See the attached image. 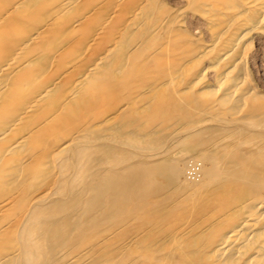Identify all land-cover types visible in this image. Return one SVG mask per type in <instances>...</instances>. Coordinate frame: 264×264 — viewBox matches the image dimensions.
<instances>
[{
    "label": "bare ground",
    "instance_id": "6f19581e",
    "mask_svg": "<svg viewBox=\"0 0 264 264\" xmlns=\"http://www.w3.org/2000/svg\"><path fill=\"white\" fill-rule=\"evenodd\" d=\"M81 1L0 0V264H264V95L247 68L264 0H186L207 41L166 16L128 41L152 0Z\"/></svg>",
    "mask_w": 264,
    "mask_h": 264
},
{
    "label": "rangeland",
    "instance_id": "374dc122",
    "mask_svg": "<svg viewBox=\"0 0 264 264\" xmlns=\"http://www.w3.org/2000/svg\"><path fill=\"white\" fill-rule=\"evenodd\" d=\"M91 0H82L81 1V3H80V7H81V9H80V11L79 12H81L82 10H83V14L87 11V7H88V5H89V2H90ZM128 1H130V0H128ZM182 1H184V2H182ZM126 1H123L122 3H124V5H120V6H118L117 8H115V10H116V14H115V19H117L118 17H120V14H122L123 13V11L124 10H126L127 8H129L130 6H129V2H126ZM178 2V3H177ZM161 3V4H160ZM155 4V5H154ZM165 6V7H164ZM167 6V7H166ZM187 6V7H186ZM84 7H86V8H84ZM189 10V11H191V12H189L186 8ZM192 6H189V5H187L186 4V0H152L151 1V4H150V7L147 9V11H146V14H144V16L146 17V19L148 20V22H144L142 25H141V27H140V30L139 29H136V30H133V31H129V32H127L129 35H127L126 37H127V39H128V41H133V40H144V39H147V37H148V28H149V23H153V22H156V21H159L160 19H161V17H165V18H177V20H179V21H181V23L180 24H178V27L180 28V29H177L176 27L177 26H175L174 27V29H175V33H176V36H177V38L180 40V41H185L187 38L186 37H188V36H200V38L201 39H203V40H209V35H208V33H207V30H206V25H205V22H204V20H203V13L205 12V10L204 9H202L201 7H192ZM172 8H173V10H172ZM155 9H156V11H155ZM164 10V12L166 13V15H165V13L163 12V10ZM167 9V10H166ZM171 9V10H170ZM174 9H176V11L174 10ZM193 9V10H192ZM109 9H103V10H101L98 14H106V13H109V12H107ZM183 12H182V11ZM198 10V11H197ZM155 11V12H154ZM161 11H162V13H161ZM167 11V12H166ZM171 11V12H170ZM185 11H186V13H185ZM173 12V13H172ZM167 13H170V15L169 14H167ZM175 13V14H174ZM179 13V14H178ZM192 13V14H191ZM148 14V15H147ZM199 14H200V16H199ZM94 15L95 14H92L91 15V17L92 18H88V19H86V18H84L83 19V40L84 39H86L88 36H90L91 34H92V32L94 31L93 29H94V26H96L95 25V17H94ZM164 15V16H163ZM169 15V16H168ZM195 15V16H194ZM201 15H202V17H201ZM179 17H181L180 19H179ZM114 19V18H113ZM113 19H112V24L113 25H115V23L114 22H116V20L115 21H113ZM119 19L120 18H118L117 20V22H116V25H117V23H119ZM189 19V20H188ZM187 21V22H186ZM189 22V23H188ZM202 23V24H201ZM181 24H183L184 25V27L181 25ZM191 24V25H190ZM180 25V26H179ZM193 25V26H192ZM204 25V26H203ZM189 26V27H188ZM196 26V27H195ZM188 27V28H187ZM193 27V28H192ZM201 27V28H200ZM144 28V29H143ZM202 28H204V29H202ZM191 29V30H190ZM182 30V31H181ZM184 30V31H183ZM188 30V31H187ZM197 31V32H196ZM136 32V33H135ZM138 33V34H137ZM141 33V34H140ZM194 33V34H193ZM74 34V35H73ZM140 34V35H139ZM205 34V35H204ZM50 34H48L47 36H45L44 37V39H42L41 40V42H46V40L47 39H49L51 36H49ZM71 35L72 36H74V37H71ZM138 37H137V36ZM139 36H140V38H139ZM145 36V37H144ZM205 36V37H204ZM208 36V37H207ZM125 37V38H126ZM137 37V38H136ZM144 37V38H143ZM180 37H182V38H180ZM184 39V40H183ZM259 39H260V41H259ZM79 40V35L77 34V36L75 35V33H72V31H70V32H68V33H66V34H64L63 35V38L61 39V41H57V43L55 42V44H53L52 45V47L54 48V47H57V45L58 46H60L59 44L62 42V41H64V42H62V44L64 45V49L65 50H70L74 45H75V43L77 42ZM256 41V42H255ZM260 43H258V42ZM84 43V42H83ZM160 42H158V44H159ZM263 43H264V36H261V37H257L255 40H254V42H253V51H252V56L249 58V61H248V63H247V68H248V71H249V74H250V76H251V79H252V81L255 83V85L256 86H258L257 88H258V90L264 95V45H263ZM89 44V43H88ZM258 45H260L259 46V48H258ZM263 46V47H262ZM85 46H84V44H83V58H89V57H91L92 56V54H94V52L95 51H97L98 50V48H97V44L95 43L94 44V42H91L89 45H87L85 48H84ZM260 47H262V49L260 48ZM95 48V49H94ZM260 51L262 52V53H260ZM262 55V56H259V55ZM252 57H254L253 59H252ZM58 59H60V57H58L57 58V61H58ZM258 59H259V61H258ZM259 62V63H258ZM251 64V65H250ZM112 65H113V63L112 64H107L106 66H105V68H106V72H109V71H111L112 69ZM262 65V66H261ZM111 66V67H110ZM250 66H252V67H250ZM261 69H260V68ZM252 68V69H251ZM255 70H254V69ZM109 69H111V70H109ZM108 70V71H107ZM126 72V71H125ZM255 74V76H254V74ZM111 76L112 75H110V72H109V74L107 75V79H111ZM122 76H124V73L123 74H119L118 75V80L116 81V80H114L113 81V79H111L110 81H108V83L110 84L109 86H113V87H109V90L111 91V95H110V93H109V95H108V97H105V95H106V93H104V94H102V96L104 97V98H107V99H110L111 98V96H113V98L112 99H110V100H107L108 102H111V101H115V103L116 102H118L120 99H122L123 97H124V95H127L125 92H127V91H123V89L124 90H126L127 89V86H126V83H124V82H127V80L126 79H124L125 77H122ZM211 77V78H210ZM210 78V79H209ZM123 79V80H122ZM257 80V81H256ZM260 80V81H259ZM207 81H208V83H212V76H209L208 78H207ZM210 81V82H209ZM115 82V83H114ZM117 82V83H116ZM259 82V83H258ZM119 83V84H118ZM123 83V84H122ZM261 83V84H260ZM116 84V85H115ZM125 85L126 87H124L123 89L121 88L122 87V85ZM260 84V85H259ZM121 85V86H120ZM262 85V86H261ZM261 86V87H260ZM114 87H115V90H114ZM110 88H112V89H110ZM117 88V89H116ZM119 88V89H118ZM108 90V91H109ZM107 91V92H108ZM121 91V92H120ZM118 92H120V94H117ZM116 93V94H115ZM121 93H122V95H121ZM124 94V95H123ZM117 95L119 96V97H117ZM115 97V98H114ZM106 101V103H105V105L107 106L108 105V102ZM113 101V102H114ZM113 102H111L112 104L111 105H114L113 104ZM153 103H154V105H155V103H156V101H152V104H151V106L153 105ZM94 108H96V107H94ZM93 107H90V109H92V110H88L89 112L88 113H95V109H94ZM97 109V108H96ZM124 116H118V119H117V122H116V127L115 128H117V129H122L120 126H122V124L123 123H125V121L127 120V117L125 118H123ZM133 118V117H132ZM143 120V119H139V117H135L134 119H131V121L129 122V123H133L132 125H136V124H138V123H140L141 121ZM128 122V121H127ZM119 123V124H118ZM119 127V128H118ZM125 130V129H124ZM109 146V145H108ZM100 151H102V152H100L99 154H100V156L103 154L104 155V157H107V156H109L110 154H111V151H112V148H110V147H102L101 149H99ZM71 151H73V152H71ZM70 152H68V154L66 155L67 157H69V158H72L73 156L72 155H74L75 156V154H77V151H75V149H73V150H71ZM73 153V154H72ZM69 155H71V156H69ZM103 157V156H102ZM173 195V194H172ZM172 195H168L167 196V202H166V204L165 205H167V210H168V212H169V209L168 208H170L171 207V204L170 203H172L171 201H172V199H173V197H172ZM170 197H172V199H170ZM168 198H169V200H168ZM168 202H169V205H168ZM170 206V207H169ZM167 210H165L164 211V215L166 216L167 215Z\"/></svg>",
    "mask_w": 264,
    "mask_h": 264
}]
</instances>
